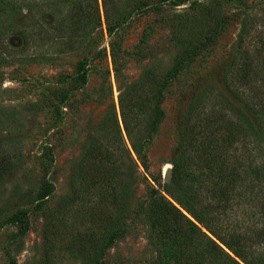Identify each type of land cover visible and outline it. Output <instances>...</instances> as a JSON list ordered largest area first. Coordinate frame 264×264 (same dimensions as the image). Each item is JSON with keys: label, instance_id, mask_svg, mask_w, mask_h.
<instances>
[{"label": "rangeland", "instance_id": "374dc122", "mask_svg": "<svg viewBox=\"0 0 264 264\" xmlns=\"http://www.w3.org/2000/svg\"><path fill=\"white\" fill-rule=\"evenodd\" d=\"M47 1L0 3V157L13 165L0 176V264H213L162 210L164 173L195 100L234 117L217 99H234L226 84L235 88L256 57L264 0H114L113 31L102 0L100 18L93 0L79 23L71 2ZM127 87L135 134L158 105L139 152L121 114ZM98 142L105 157L94 163ZM217 150L204 166L209 186L240 162L239 150ZM234 211L218 225L228 241L247 225Z\"/></svg>", "mask_w": 264, "mask_h": 264}, {"label": "trees", "instance_id": "16d2710c", "mask_svg": "<svg viewBox=\"0 0 264 264\" xmlns=\"http://www.w3.org/2000/svg\"><path fill=\"white\" fill-rule=\"evenodd\" d=\"M57 1L52 2L57 3ZM61 1L72 3V19L76 20V23H79L81 14L92 13L93 0ZM1 2L26 7L39 4L43 9L45 6H50L48 2L51 1L0 0ZM95 3L94 10L100 18L97 0ZM113 3L114 0H102L109 31H113L116 27L113 21L119 17L118 11H113L115 7ZM262 24V30L256 35L257 39L252 40L257 49L256 57L244 64L238 78L239 84L235 88L226 84L227 90L234 99L223 91H220L221 97H212L215 100L218 98V102L224 105L223 108L231 111L234 117L228 121L224 116L218 117L216 113H212L213 110L208 113L203 105L204 99L193 102L183 118L184 134L180 157L173 162L172 179L163 188L165 195L161 194L162 210L172 214L176 227L183 232L184 239L189 241V246L195 244L201 249L204 258H210L213 264H264V161L254 163L258 153L264 151V21ZM128 88H125L120 95L121 114L131 145L139 152L148 132L156 128L155 116L159 113L158 105L146 117L144 127L135 134L128 118L133 110L125 101V92ZM161 96L157 97L158 102ZM199 137L209 139V144L212 146L208 151L197 148L196 140ZM219 142H222L226 150L229 148L239 150L240 162L231 171L225 173L223 181L214 182L209 186L204 179L208 175L207 172L213 173V168L212 166L204 168V166L208 160L207 154H211L212 159L218 154ZM90 157L94 159V163L96 159L105 157L102 149L99 148V142L92 144ZM12 166L8 159L0 157V176L11 171ZM109 168L108 171L112 172L113 170ZM183 176L187 177L186 181L183 180ZM234 208L235 213L243 208L247 225L244 226L245 231L238 230L230 237L231 241H228L218 228L222 224V213Z\"/></svg>", "mask_w": 264, "mask_h": 264}, {"label": "water", "instance_id": "95a60500", "mask_svg": "<svg viewBox=\"0 0 264 264\" xmlns=\"http://www.w3.org/2000/svg\"><path fill=\"white\" fill-rule=\"evenodd\" d=\"M173 167H168L164 173V179L166 182H170L172 179Z\"/></svg>", "mask_w": 264, "mask_h": 264}]
</instances>
